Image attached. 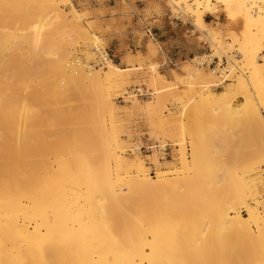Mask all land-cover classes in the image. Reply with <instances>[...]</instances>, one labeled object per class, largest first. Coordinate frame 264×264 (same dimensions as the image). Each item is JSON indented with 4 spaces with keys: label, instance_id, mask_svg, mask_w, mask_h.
I'll list each match as a JSON object with an SVG mask.
<instances>
[{
    "label": "bare ground",
    "instance_id": "obj_1",
    "mask_svg": "<svg viewBox=\"0 0 264 264\" xmlns=\"http://www.w3.org/2000/svg\"><path fill=\"white\" fill-rule=\"evenodd\" d=\"M121 3V16L135 14ZM156 7L191 17L214 53L165 74L149 64L154 91L145 88L157 96L128 98L150 138L191 146V161L182 152L179 169L151 176L144 160L124 156L130 133L114 95L141 68H119L106 54L98 68L73 63L78 44L103 48L93 33L103 17L87 18L70 0H0V264H264V178L251 177L260 165L264 176V0ZM218 12L241 34L208 30L204 15ZM249 133L259 136V165L234 179L229 166L215 173V155ZM206 142L216 150L202 155ZM149 157L156 167L164 160Z\"/></svg>",
    "mask_w": 264,
    "mask_h": 264
},
{
    "label": "rangeland",
    "instance_id": "obj_2",
    "mask_svg": "<svg viewBox=\"0 0 264 264\" xmlns=\"http://www.w3.org/2000/svg\"><path fill=\"white\" fill-rule=\"evenodd\" d=\"M77 12L86 15L87 18L98 19L101 29L94 30L93 33L97 37L104 41L103 48L107 51L108 56L119 68H133L140 67L141 70L136 71L130 76V82L120 92L114 94L115 102L118 106H122L123 109L119 113L118 117L120 122L124 125V130H128L130 137L122 135L126 143L124 148V156L128 159H134L137 155L139 158L145 161L148 167V174L153 176L156 171H165L180 168V156L184 152L186 158L191 161V146L189 140L179 142L177 138L169 136L158 135L157 138H150L149 134L152 131L144 115L136 110L130 109V104L122 100L124 93L137 86H144L147 89L154 91L147 82V66L154 64L159 67V72L162 74L167 73L168 68L173 65H188L194 67L190 62V59L194 56H207L214 53L212 44L209 38H205V33L201 34L193 26V19L191 17H180L179 20H175L174 17H178L177 14L172 13L169 9L162 7L157 8L156 4L159 0H128V3L134 9L135 14H128L121 16L122 4L121 0H70ZM67 10V9H66ZM131 11V9H128ZM204 21L208 30H214L222 34L223 36L229 35V32H233L235 35H240L241 25L235 24L232 27H228V24L220 12L217 14H205ZM146 28L152 29L154 34L164 33L167 38L175 37L177 39V46L172 44L161 43L158 38L159 35H155V40L148 37L145 33ZM164 37V35L162 36ZM198 41L199 46L194 50H191V46L195 41ZM87 46V45H86ZM85 45L78 44L75 54L83 55L86 50ZM178 47V48H177ZM154 51V53H153ZM178 51L182 54L190 53L191 55H175ZM230 53V52H229ZM189 56V57H188ZM206 70L212 69V67H204ZM168 76V75H167ZM171 81V79L169 78ZM172 82V81H171ZM173 83V82H172ZM178 86V84H176ZM222 89L217 88V91ZM157 96V95H156ZM139 98V101L143 103L149 98ZM172 100L165 103V113L170 114V110L173 107ZM264 114V111H263ZM237 138V137H236ZM259 136L257 133H249L246 137H242V141L236 144L234 141L229 144V147L225 149L219 155L210 154V157L219 156L215 163L219 166V172L225 171V166L230 167V173L228 178L234 179L242 176V171L245 167L256 168L259 163L257 162V155L261 149L258 142ZM238 139V138H237ZM139 143L146 149H142L141 152L132 154L128 153V149L133 143ZM162 142V143H161ZM180 146H176L178 144ZM31 149H34L35 141L30 142ZM160 144L168 145L170 151V157L164 158L161 161V165L156 167L150 164V155L155 156L157 159L162 157L157 149H148L154 145ZM211 147V148H209ZM209 152H214L216 149L211 144L206 142L202 147V155ZM126 151V152H125ZM237 156V157H235ZM49 163L56 167L57 160L53 155L47 157ZM32 163L38 161L36 155L32 153ZM263 167L260 165L252 173L251 177L263 179ZM219 180V176H217ZM258 198L257 201L262 202V207H259L261 211L264 208V192L259 186L257 189ZM253 203L252 201L248 202Z\"/></svg>",
    "mask_w": 264,
    "mask_h": 264
},
{
    "label": "built area",
    "instance_id": "obj_3",
    "mask_svg": "<svg viewBox=\"0 0 264 264\" xmlns=\"http://www.w3.org/2000/svg\"><path fill=\"white\" fill-rule=\"evenodd\" d=\"M174 19L177 21L179 20V17H174ZM146 35L152 39H154L155 37V34L154 32L152 31V29H148L146 28V31H145ZM84 49L87 51V50H90L93 54H94V59L93 60H88V61H85L84 57L82 55H79V54H73V63L77 64V61H80V62H83V64L85 65L86 69H89V68H98L99 67V63L101 62L102 60V57L104 54L108 55L107 54V51L104 49V48H93L92 45H87L84 47ZM223 63L221 64V66L223 67L224 64H226V60L223 58ZM217 59L216 58H213L210 63L208 64V67H215V65L217 64ZM151 92H149L144 86H141V87H135L131 90H128L124 93L123 97H122V100L123 101H127L128 102V98L132 97V96H137L139 98H146V97H150ZM160 144H157V145H154L153 147H148V149H157L159 151V153L162 154V158H166V157H170V151H169V146L166 144V145H163V146H159ZM142 149H146L143 145H139V143H133L131 145V147L128 149V153H131L132 154H135V153H138V152H141Z\"/></svg>",
    "mask_w": 264,
    "mask_h": 264
},
{
    "label": "crops",
    "instance_id": "obj_4",
    "mask_svg": "<svg viewBox=\"0 0 264 264\" xmlns=\"http://www.w3.org/2000/svg\"><path fill=\"white\" fill-rule=\"evenodd\" d=\"M155 35H159L158 36V38H160V42L161 43H164V44H167V45H173V46H177L176 45V43H177V39L175 38V37H170V38H167L166 36H165V34L164 33H162V32H160L159 34H155ZM164 35V37H162ZM178 48V47H177ZM195 51V50H194ZM180 54H182V52L181 51H178L177 52V54H175V55H180ZM182 55H191L190 53H185V54H182ZM181 56V55H180ZM189 57V56H188Z\"/></svg>",
    "mask_w": 264,
    "mask_h": 264
}]
</instances>
